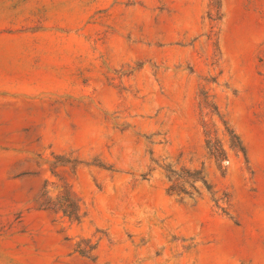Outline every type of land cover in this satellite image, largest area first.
<instances>
[{"label":"rangeland","instance_id":"1","mask_svg":"<svg viewBox=\"0 0 264 264\" xmlns=\"http://www.w3.org/2000/svg\"><path fill=\"white\" fill-rule=\"evenodd\" d=\"M0 264H264V0H0Z\"/></svg>","mask_w":264,"mask_h":264},{"label":"trees","instance_id":"2","mask_svg":"<svg viewBox=\"0 0 264 264\" xmlns=\"http://www.w3.org/2000/svg\"><path fill=\"white\" fill-rule=\"evenodd\" d=\"M209 143H207V145H208ZM208 148H210L209 147V145L207 146ZM220 148V147H219ZM221 149V148H220ZM222 154L221 155H219V156H215V161H216V163L218 164V168H221V166H220V163L223 161V160H225L226 159V155H225V153H223V152H221Z\"/></svg>","mask_w":264,"mask_h":264}]
</instances>
